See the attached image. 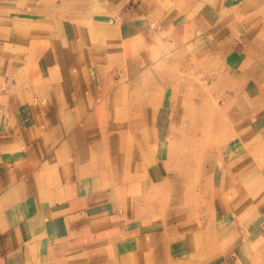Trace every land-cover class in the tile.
Wrapping results in <instances>:
<instances>
[{"label":"rangeland","instance_id":"obj_1","mask_svg":"<svg viewBox=\"0 0 264 264\" xmlns=\"http://www.w3.org/2000/svg\"><path fill=\"white\" fill-rule=\"evenodd\" d=\"M92 1L0 0V86H9V93L15 87L31 90L39 78L48 79L39 76L38 65L54 66L59 55L74 71L79 66L73 63H94L100 87L88 103H104L105 110L95 126L90 122L91 128L99 125L100 132L89 133L91 142L97 137L102 142L82 154L94 167L104 163L112 184L118 183L123 165L132 176L123 186H114L108 198L110 216L137 240L154 230L162 233L159 241L174 235L175 257L162 264H190L189 248L212 249L213 222L223 207H230L240 224H254L259 214L253 206L262 193L251 190L264 189V122L252 124L264 118V104L250 98L257 96L255 87L264 80V0H214L207 6L206 32L190 45L177 40L182 31L174 29L177 18L161 19L153 11L156 0L140 5L139 16L120 15L129 1L122 10L113 3L92 10ZM218 16L216 26L209 25ZM122 19L123 25L135 28L124 44L113 32V24ZM87 28L92 34L103 33L107 47L83 44L63 55L56 51L59 45L68 47L67 42L59 44L62 38L86 39ZM253 56L256 73L250 71ZM43 88L50 90V85ZM254 176L252 187L248 178ZM202 221L208 238L193 243L197 240L188 238L193 235L191 223ZM243 233L246 236V229ZM97 245L80 250V263L87 264L89 255L96 262L115 255ZM225 256L223 250L222 259ZM136 259L130 250L127 264H137ZM201 261L214 264L216 259Z\"/></svg>","mask_w":264,"mask_h":264},{"label":"crops","instance_id":"obj_2","mask_svg":"<svg viewBox=\"0 0 264 264\" xmlns=\"http://www.w3.org/2000/svg\"><path fill=\"white\" fill-rule=\"evenodd\" d=\"M148 1L93 0L89 8L102 9L107 3H113L122 10L124 3L132 2L120 15L135 13L139 16L140 5ZM172 2L173 7H166ZM213 2L156 0L153 11H157L161 19L177 18L174 29L182 30L178 33L181 39L177 40L190 45L194 44L195 38L201 40V32L206 30L208 21L207 6L212 7ZM218 18L209 20V25L216 26ZM88 22L96 28L99 26L97 20ZM113 25L116 40L123 44L130 30H135L132 25H123V19ZM86 33L84 40L80 37L76 40L62 38L59 44L67 42L68 47L59 45L56 51L63 55L68 48L72 51L83 44L107 47L109 39L103 33L92 34L89 28ZM237 52L240 56L243 54ZM67 61L59 55L54 66L39 64V76L48 79L39 82V78L36 81L39 85L30 86L31 90L15 87L9 93V86L5 89L0 86V264H83L80 263V250H92L96 244L115 255L102 262L94 261L89 255L87 264H127L130 250L137 254V264H162L164 259L175 257L174 235H167L159 241L161 232L154 230L138 235L137 240L118 228L110 216L112 203L108 198L114 186H123L132 176L123 165L117 176L118 183L112 184L111 174L106 172L104 163L99 162L100 165L94 167L85 160L86 155L82 154L85 149L101 147L102 140L97 137L91 142L89 132L94 129L100 132L99 125L91 128L90 122L95 126L105 107L104 103L96 102L91 106L88 103L100 87L99 79L94 75L95 64L73 63L72 66H79L78 71H74ZM252 61L250 71L256 73V56ZM2 82L4 80L0 85ZM44 85H50V90L43 88ZM255 89L257 96H252L250 101L264 104V80ZM104 93L102 84L103 99L107 97ZM261 122L264 118L256 119L252 125L258 127ZM254 179L255 176L248 178L252 187L257 181ZM253 189V194L262 193L253 206L255 215L259 211L256 222L240 224L233 220V210L223 207L213 222L214 233L209 238L212 249L207 251L205 247L194 246L191 251L189 248L190 264H202V258L216 259L214 264H264V189ZM204 224L205 221L191 223L193 235L188 236L190 241L197 240L193 243L200 244L208 238ZM248 241L261 245H251ZM133 244L137 245V253ZM223 250L226 256L222 259Z\"/></svg>","mask_w":264,"mask_h":264},{"label":"bare ground","instance_id":"obj_3","mask_svg":"<svg viewBox=\"0 0 264 264\" xmlns=\"http://www.w3.org/2000/svg\"><path fill=\"white\" fill-rule=\"evenodd\" d=\"M241 67V66H240Z\"/></svg>","mask_w":264,"mask_h":264}]
</instances>
